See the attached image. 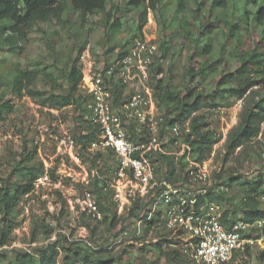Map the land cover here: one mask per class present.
Segmentation results:
<instances>
[{
    "label": "trees",
    "instance_id": "16d2710c",
    "mask_svg": "<svg viewBox=\"0 0 264 264\" xmlns=\"http://www.w3.org/2000/svg\"><path fill=\"white\" fill-rule=\"evenodd\" d=\"M163 0H128L126 9L134 13L136 22V30L143 36V29L148 24L149 11L156 12ZM197 3V11L204 5L203 1L199 0H176L175 18L185 22L187 15V3ZM109 4V0H0V40L8 52H14L17 45L25 41L28 36L41 25H58L62 28L67 26V15L73 10L81 15L82 24L85 25L86 19L90 15H96L100 12H105ZM228 0H212L211 10L217 7H226ZM252 6L253 13H250L248 8ZM240 12L244 16L250 18L252 15L254 22L258 26L264 27V0H261L259 5H256V0H246L243 7H240ZM117 21V20H116ZM114 21L113 26H120V22ZM237 26L228 28L229 37H235V29ZM212 33V26L205 25L201 31V35ZM167 52V42L164 41L159 46ZM114 50V48H112ZM212 45L207 41L204 44L202 56L209 57ZM112 54L109 49L105 57L108 58ZM120 53L118 58L126 55ZM206 58V59H207ZM108 63V62H106ZM105 63V64H106ZM155 64V63H154ZM153 64V65H154ZM152 65V66H153ZM161 67V66H159ZM214 65L210 64L199 68L195 71L194 67L188 70V78L191 82H197L199 79L206 82L215 72ZM162 72L158 69L157 75ZM83 72L82 66L79 65V60H75L70 66L65 75V87L61 90L59 79L47 70L32 71L23 69L18 71L10 87L6 91L12 93L16 98L22 99L26 96L37 100L42 107L51 110H60L67 106H74V126H72V137L81 147L83 155V163L90 162L92 165L102 161V157L107 155L108 161L104 165L108 168L105 172L110 180V174L114 171L116 162L111 151L102 154H92L88 148L91 143L97 139L99 134L98 126L94 125L88 118V110L86 103L89 96L85 91L82 93ZM41 82L44 88L47 89V94L41 93L36 89V83ZM215 88L211 94L202 95L196 89H187L181 95L174 96L171 93L164 94L161 97V81L157 80V87L160 98L166 101L165 108V124L170 125L178 122L183 124L190 121L191 134L184 138L185 151L182 153L179 166L175 164L173 155L164 154L158 151V161H160L161 176H166V179L171 183L181 181L187 168L189 161L203 163L208 160L213 153L214 146L220 141V137L211 132L208 119L204 116L203 111H214L218 108H230L235 102L242 101L243 107L239 115L238 124L233 127L226 139L224 145L225 153L222 156L223 162L232 161L236 166L238 175L229 174V178H223V173L214 172L215 186L223 185L228 189L216 195L209 192L205 198L208 201L215 202L222 206L224 210L223 223H228V219H239L246 222H253L257 219L264 218L263 207V191L264 176L258 175V178L252 180H244L242 174L239 173L241 167L251 157V144L261 136L264 139V35L259 38L256 44L250 47L248 53L240 60L239 67L235 72L225 73L218 78H214ZM112 85V95L115 104H121L126 100L125 86L118 80H114ZM158 101V100H157ZM159 109L163 110V104L157 102ZM15 112V107L10 101L0 104V123L5 120V116ZM163 112V111H162ZM173 116V118L171 117ZM133 137L134 134H132ZM239 150V151H238ZM37 147L29 149L25 143L23 153L19 160L14 174H18L20 182L16 185H11L9 182L0 188V244L7 245L11 241L14 230L19 226L18 220L20 216L19 206L24 197L30 194L33 190V181L39 177L38 175L44 170L42 161L37 157ZM110 156H113V164L110 162ZM93 161V163H92ZM101 164V163H100ZM86 165V164H85ZM94 166V165H93ZM102 166V164H101ZM100 174L97 172L92 180L90 188L97 194L99 199H102V211L105 213L104 220L93 224L84 222V224L92 232L90 242L94 241L98 226L109 222L108 231L114 238L124 231L126 223L135 218L138 220H146L151 208V203H143L140 200L133 202L130 211L126 218H121L117 214V208L111 201V191L107 195L104 193L105 187H100L98 181ZM54 178V174H52ZM102 178V177H101ZM237 188L240 190L241 196L239 204L233 203L235 196L230 194V190ZM233 193V190H232ZM234 197V198H233ZM236 202V201H235ZM66 202L62 200V209L60 217L47 216L36 217L32 219L30 243H35L38 239H48L51 237L53 228L48 223L55 222L61 226L62 219L68 220L69 214L66 209ZM157 218H153L150 222H145L144 236H147L149 231L154 227ZM160 234V233H159ZM160 240L153 244L160 251L161 256L165 257L170 264H179L185 262L182 254L179 251H173L164 248L166 236L160 234ZM61 236L59 240L52 245H48L45 249H34L32 254L14 250L12 253L15 259L9 264H57L59 261L62 264H121L122 257L116 258L109 249L99 248L94 249L83 242H65L62 243ZM93 243V242H92ZM249 251V248L246 249ZM241 254V252H239ZM239 253L233 256L232 261L238 258ZM7 256V253H0V259ZM161 256L155 259L154 257L147 258L142 264H160ZM260 264H264V250L258 253ZM121 261V262H120Z\"/></svg>",
    "mask_w": 264,
    "mask_h": 264
},
{
    "label": "rangeland",
    "instance_id": "374dc122",
    "mask_svg": "<svg viewBox=\"0 0 264 264\" xmlns=\"http://www.w3.org/2000/svg\"><path fill=\"white\" fill-rule=\"evenodd\" d=\"M128 0H109L105 12L90 15L86 19L85 25L82 24L81 15L71 12L67 15V26L62 28L58 25H41L37 27L28 38L17 45L14 52H8L7 48L1 44L0 40V104L10 101L15 107V112L5 116V120L0 123V188L6 183L11 185L19 184L18 174H14L25 143L29 149L37 147V157L40 161L48 164V171L42 170L38 176L45 174H55L56 168L64 165L65 156L57 151L58 140L64 133H69L74 126V106H67L60 110H51L42 107L41 103L28 96L18 99L12 93L6 91L10 87L18 71L29 69L32 71L47 70L59 79L61 90L65 87V75L75 60H79L82 69L91 62L95 66H103L106 62L112 61L120 53L128 52L135 39L141 38L142 34L137 32L136 26L131 15L126 9ZM203 1V0H199ZM246 0H228L226 7H217L211 10L212 0H204L199 11L197 3H187V15L185 22L175 18L176 0H163L156 12L149 11L151 22L146 26L148 40L157 42L159 46L164 41L167 42L168 51L165 52L160 47V52L156 57L155 64L150 69V88L153 99L163 104V113L167 102L163 101L155 90L161 81V97L166 93L174 96L181 95L187 89H196L202 95L211 94L215 88L214 78L225 73H232L239 67L240 60L250 47L257 43L259 38L264 35V27L258 26L252 17L247 18L240 7H243ZM252 1V0H251ZM261 0H256L259 5ZM129 8V6H127ZM252 6L248 8L253 13ZM117 20V21H116ZM114 21L120 22V26H113ZM205 25L212 26V33L201 35ZM237 26L235 37L230 38L228 28ZM209 42L212 45L210 56H202L204 44ZM114 48V50L112 49ZM111 49L112 54L106 58V52ZM207 58V59H206ZM214 65L215 72L206 81L191 82L188 78V70L194 67L195 71L208 65ZM161 66V67H159ZM162 72L157 75L158 69ZM36 89L47 94L41 82L36 83ZM83 93V90H82ZM158 100V101H157ZM158 106V104H157ZM243 107L242 101L235 102L230 108H218L214 111H203L204 116L211 125V132L220 137V141L214 147L212 157V172L223 173L225 179L229 174L238 175L236 166L232 161L224 163L222 156L225 153L224 145L230 130L238 124L239 115ZM72 133V131H71ZM226 137V138H225ZM225 140L223 143L222 141ZM251 157L245 162L239 173L244 180L258 178L259 174L264 176V139L260 136L252 144ZM239 151V150H238ZM168 153L172 151L168 150ZM108 156L102 157V161L91 164L85 161V170L100 174L99 186L105 187L108 176L105 175L108 169L104 163L108 161ZM113 156L110 162L113 164ZM115 162V161H114ZM93 163V161H92ZM102 166H101V164ZM192 160L187 163L190 165ZM67 176L74 172H84L68 161L66 164ZM105 171L100 173L99 171ZM71 172V173H69ZM212 182L215 183L212 174ZM61 190L67 195L74 186L79 193V186L70 180H61ZM231 189V188H230ZM233 190V193H232ZM264 196V188L262 189ZM230 194L235 196L233 203L239 204L241 194L239 189L233 188ZM68 196V195H67ZM73 201L75 197H72ZM234 198V197H233ZM236 201V202H235ZM264 207V201H263ZM79 211V206H76ZM45 207L36 198L23 200L19 206L20 216L15 220L20 223L16 235L18 244L27 246L30 240L31 220L42 216ZM71 210V208H69ZM71 213V212H70ZM82 216L71 213L68 220L62 219L61 225L64 232L57 236L67 234L71 239L79 238L81 228H85ZM137 220L132 218L127 223V228L114 239L108 231L109 222L98 226L93 244L99 248L109 249L116 258L122 257L121 264H142L147 258L157 259L161 256L160 251L153 244L156 239L150 234L143 238L135 235L134 226ZM90 238L92 232L88 230ZM126 232V234H124ZM62 239V243L68 241V237ZM41 238V237H40ZM38 239L37 243L44 240ZM120 241L113 245V242ZM40 244V243H39ZM258 248H252L248 252H241L235 261L228 264H260ZM15 256L12 252H7V256L0 259V264L12 263ZM160 264H170L166 258L161 256ZM121 262V261H120ZM179 264H188L187 261Z\"/></svg>",
    "mask_w": 264,
    "mask_h": 264
},
{
    "label": "built area",
    "instance_id": "2783aa9c",
    "mask_svg": "<svg viewBox=\"0 0 264 264\" xmlns=\"http://www.w3.org/2000/svg\"><path fill=\"white\" fill-rule=\"evenodd\" d=\"M158 54L157 42L137 38L121 58L116 56L103 66L85 63L82 69V90L89 96L86 103L88 118L99 128L98 137L88 150L92 154L111 151L116 162L110 180L107 181L108 186L104 188L105 195L111 191V201L121 218L127 217L134 201L151 203L146 220L135 222L136 237L143 238L145 222L156 217L157 222L148 233L156 239L154 244L160 240V234H163L169 242L164 248L179 251L188 264H228L236 253L245 252L247 248L263 251L264 218L253 222L229 218L228 223H223L225 209L206 198L202 201V197L209 192L216 195L228 192L223 185L214 187L215 183L212 182L213 153L203 163L192 161L178 183L169 182L167 174L161 176L157 152L173 155L175 164L179 166L185 151L183 140L192 130L190 121L166 125L165 113L153 99L150 69ZM114 80L125 86L126 100L121 104L114 102L111 91ZM168 150L172 153H168ZM57 151L65 156L64 165L56 168L54 178L47 172L37 177L33 181L32 192L23 200L38 199L45 207L41 217H60L62 200H65L69 215L74 213L78 218L82 216L83 220L93 224L103 221L105 213L101 209L102 199L90 188L95 173L85 170L81 147L72 137L71 131L64 133L58 140ZM68 161L84 172H74L67 176ZM42 163L44 170L48 171V164L44 161ZM64 179H71L73 184L79 186V193L73 186L67 196L61 190L60 182ZM72 197H75L74 201ZM75 205L79 206L78 212ZM23 221L24 218L14 230L10 243L0 244V253L17 250L32 254L35 248L45 249L52 245L57 241L58 234L65 231L63 225L58 226L48 220L53 228L51 237L39 242L40 244L29 241L27 246L22 247L23 245L18 244L16 235L19 234L17 229ZM88 230L86 225L81 228L76 240L64 235L68 237L67 242H83L98 249L89 241ZM119 242L115 240L113 245ZM57 264L62 263L59 261Z\"/></svg>",
    "mask_w": 264,
    "mask_h": 264
},
{
    "label": "crops",
    "instance_id": "0c3cea01",
    "mask_svg": "<svg viewBox=\"0 0 264 264\" xmlns=\"http://www.w3.org/2000/svg\"><path fill=\"white\" fill-rule=\"evenodd\" d=\"M131 15H132V17L134 18L133 19V21H131V22H136V18H135V15H134V13H131ZM148 22H151V17H150V15H148ZM146 28V27H145ZM143 29V36H144V38L145 39H148V35H147V33H146V29ZM130 48H128V50H129Z\"/></svg>",
    "mask_w": 264,
    "mask_h": 264
}]
</instances>
